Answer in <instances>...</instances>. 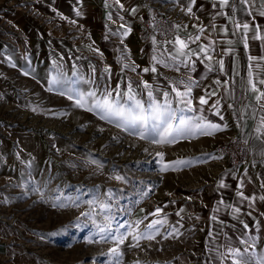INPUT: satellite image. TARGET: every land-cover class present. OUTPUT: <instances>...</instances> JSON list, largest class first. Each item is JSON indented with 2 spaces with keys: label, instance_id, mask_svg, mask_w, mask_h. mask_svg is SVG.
I'll return each instance as SVG.
<instances>
[{
  "label": "rangeland",
  "instance_id": "1",
  "mask_svg": "<svg viewBox=\"0 0 264 264\" xmlns=\"http://www.w3.org/2000/svg\"><path fill=\"white\" fill-rule=\"evenodd\" d=\"M114 9L110 0L107 6L105 0H0V264H117L107 254L111 242L99 241L93 223L109 214L113 229L139 218L143 230L166 218L155 240L129 247V236L119 264H208L205 250L194 247L198 212L188 197L217 174L211 161L219 157L220 141L199 135L153 144L76 107L61 95L64 89L47 88L49 78L62 73L72 87L97 96L119 84L127 99L125 82L133 71L125 65L138 71L136 55L144 49L137 36L141 19L126 20ZM133 88L147 108V92L138 82ZM158 151L166 162L191 163L162 171ZM157 206L163 212L144 219ZM173 226L181 235L164 238ZM90 233L92 242L85 240Z\"/></svg>",
  "mask_w": 264,
  "mask_h": 264
},
{
  "label": "crops",
  "instance_id": "2",
  "mask_svg": "<svg viewBox=\"0 0 264 264\" xmlns=\"http://www.w3.org/2000/svg\"><path fill=\"white\" fill-rule=\"evenodd\" d=\"M233 2L237 4L235 12L231 7L220 8L219 0H195V4L192 5V14H190L182 10L176 0H121V3L124 4L123 9L115 4V0H110L111 6H115L114 11L126 16V20L130 16H135V19L140 20L150 14L163 15L159 11L166 9L165 16L181 25L177 29V35L186 41L188 36L195 37V35L200 34L199 29L194 27L195 25L204 26V33L200 36V40L195 41V43L189 42L190 48L197 49L201 42L209 44L214 41L215 50L212 51V55L215 59L211 61L213 64L211 70L207 67L208 62L206 58H203V54L201 57H192L196 63L194 65L195 71L190 74L197 81L192 91L193 104L197 109H200L198 97L207 94L209 102L202 106V114L208 120L221 125L226 124L227 127H222L212 135L205 136L209 137L211 142H216L222 141L230 134H240L249 143L253 158L250 163L241 165L238 169H232L225 156L216 154L219 157L212 160L211 164H216L217 174L210 182L203 181L200 184L203 187L196 186L194 195L191 196L190 200L195 204V213L198 212L196 229L193 231L194 233L197 232L194 247L205 250V261L208 264H220L216 250L224 251L222 247H219L226 243L224 233H227L228 240L234 246L240 247L242 250L245 245H241L239 240L244 233L257 237L254 250L258 253H264V215H262L264 213V200L260 199L261 196H264V187H262L264 184V154H262L264 153V132L256 131L260 126V119L264 116V111L260 110L253 93L246 87L248 55L264 56V39L255 38L256 25L260 26L261 35L264 36V16L259 14L261 10L260 0H256L251 14L245 11L246 6H240L239 0H230V3ZM179 3L187 5L189 0H179ZM213 4L217 6L213 7ZM133 8L135 9L134 12L132 11ZM223 13L228 15H223ZM229 17H233V19H229ZM233 20H238L241 24L249 23L247 49L244 47V32L242 29L235 28ZM185 25H187L186 28ZM225 27L228 29L227 32L223 31ZM142 46L144 48L141 50L142 53L136 55L139 61L136 64L138 71L128 74V80L131 79L133 84L138 82L142 87V82L148 81L153 86L156 98L163 101L164 96L161 89L170 91L171 86L168 81L185 78L192 65L189 64L188 67H185L179 62L171 61L169 53L173 52L175 45L170 49L157 48L149 44H142ZM225 48H231L233 51L225 54L222 51ZM173 54L175 53L173 52ZM130 56L132 55L130 54ZM153 56L156 57L155 61ZM221 57L224 60L223 72L218 70V61ZM161 58L168 60L169 63H175L180 71L177 72L174 67H167L160 63ZM252 63L261 66L253 69L254 76L257 74L264 76V61L257 60L252 61ZM153 66L156 67L155 72L151 70ZM145 68H148L149 71H143ZM123 71L127 73L126 69ZM126 73H124L125 81L127 80ZM217 78L221 81L227 80L229 83L217 85ZM127 83L125 82V90ZM180 87L182 88L183 85ZM260 87H264V85ZM142 89L148 91L144 87ZM212 91L216 92L215 96L211 95ZM170 94L174 98L173 105L175 107L178 106L180 111H184L183 113L186 115H194L192 110L177 105L175 94L171 92ZM217 100H220V104L217 105L220 115H217L216 109L212 107ZM260 103H264V101ZM198 150L199 148L196 151ZM220 180L224 181V186L219 184ZM240 191H243L246 196L255 193V201L244 200L241 203L242 198L238 196ZM232 205L240 207L241 212L233 215ZM213 216L218 217V219H212ZM244 223L249 225L248 229L244 228ZM210 231L213 233L212 236H209ZM251 243L250 241L249 246ZM200 251L202 254V250ZM246 255H250V252ZM226 264H231V261H227Z\"/></svg>",
  "mask_w": 264,
  "mask_h": 264
},
{
  "label": "snow or ice",
  "instance_id": "3",
  "mask_svg": "<svg viewBox=\"0 0 264 264\" xmlns=\"http://www.w3.org/2000/svg\"><path fill=\"white\" fill-rule=\"evenodd\" d=\"M177 4L181 7L182 10L187 13L192 14V5L195 4V0H189L187 5L180 4L179 0H176ZM115 4L119 6V8L123 9L124 4L121 3V0H115ZM240 6H246L245 11L249 14L252 12L253 6L256 4V0H239ZM105 5L107 6V0H105ZM216 4H213V7H216ZM219 7H231L233 12L237 10L236 3H230V0H219ZM260 15L264 16V0H260ZM134 12L135 9L133 8ZM59 16L63 17L62 13H58ZM77 15H81L80 11L77 9ZM223 15H228L227 13H223ZM109 19H111V13H109ZM229 19H233V17H229ZM236 29H242L244 32V47L248 48V38L247 32L249 29V23L244 22L241 24L238 20H233ZM75 23V21H73ZM175 28L179 29L181 25H174ZM185 28L187 25L184 26ZM199 29V33L193 36H188L187 41L177 35L173 41L175 45L173 52L169 53V57L173 62H179L183 64L185 67H188L189 64L192 65L189 68L188 73L185 78H180L178 80H169L168 84L171 86L170 91L166 89H161L162 94L164 96V100L160 101L156 98L153 92V86L148 81H143L144 89H147V95L149 97L150 103L145 107V103L137 99V93L133 89V82L131 79L128 80L127 88H126V97L124 99V94L120 91L119 84L116 85L115 89L109 90L107 87L104 92L97 96L96 91L89 90L87 93L80 91L79 89L72 87L71 84L74 81L66 79V77L62 73H57L55 76L49 78L47 82V88L49 91L64 89L61 92V95L67 96L69 101H74L75 106L81 109H87L89 112H93L99 116V118L103 121H107L109 124H115L117 128L122 129L123 131L129 133V135H133L138 137L141 140H150L153 144H174L178 139L185 138H193L199 135H212L214 132L220 130L222 127L226 128L227 125H221L218 123H214L211 120H208L203 113V105L208 104L207 94L200 95L198 97L201 108L197 109L193 104L192 91L193 87L196 86L197 81L195 77L191 76V72L195 71V63L196 61L192 59L193 56L201 57L203 54V58H206L207 67L211 70L213 68V64L211 61L215 59L212 55V51H214V41L209 44L200 43L197 49H193L189 47V42L195 43V41L200 40V36L204 33V26L195 25ZM215 27V25H213ZM131 29L123 32L124 36L128 35V32ZM223 31L227 32L228 29L225 27ZM256 39H264V36L261 35L260 26L256 25ZM153 42L155 43V37H153ZM231 43V41H229ZM99 52V49H96ZM225 54L233 51L231 48H225L222 50ZM183 58V59H181ZM153 60H156V57L153 56ZM264 61V56H252L248 55V78L246 87L251 90L253 93L254 99L259 104V108L261 111H264V103H260L264 101V87H260L264 85V76L256 75L254 76V68H260V64H253L252 61ZM9 62H11V57H9ZM55 63V61H53ZM160 63L164 64L167 67H174L175 71L179 72L180 68L176 66L175 63H169L168 60L161 58ZM219 63V71H224V60L221 57L218 61ZM15 66V65H13ZM125 67L130 68V70L135 71L134 64H126ZM109 68H106V71ZM153 72L156 71V67L153 66L151 69ZM24 75H29L27 71L23 68L20 69ZM73 76L79 75L75 65L73 66ZM143 71H149L148 68L143 69ZM229 81H221L219 78L216 79V84H228ZM66 84L68 85L66 87ZM183 85L181 88L180 86ZM227 91V89H225ZM170 92L175 94V103L177 105H182L184 108L192 110L193 116H177L175 110L171 107L173 104V99L170 98ZM212 96L216 95L215 91L211 92ZM220 104V100H217L215 104L212 105L213 108L216 109L217 115H220V112L217 108V105ZM232 107V105H230ZM35 111V109H33ZM150 110V111H149ZM61 115H65V113H61ZM100 131H103L101 128ZM257 132H264V116L260 119V126L256 129ZM134 146V145H133ZM144 151H148L147 148ZM264 154V153H262ZM19 155V153H17ZM158 157L161 158L162 171H167L170 166L181 165L184 163H191V161H182L177 160L173 162L164 161L163 157L165 153L163 151H158L156 153ZM91 163L95 164L96 161H91ZM114 178L118 181H123L125 178L122 175L115 174ZM219 184L224 186V181L220 180ZM264 187V184H262ZM39 191V188L35 189ZM112 189H109L108 195L111 196ZM147 195V193H145ZM171 195V193H169ZM238 196L242 198L241 203L244 200H248L254 202L256 199L255 193L250 196H246L243 191L238 192ZM41 198H43V194L41 193ZM191 199V197H188ZM261 200H264V196L260 197ZM175 203V201H172ZM89 205L93 204L94 201H88ZM60 207H65V204L59 205ZM75 206V205H74ZM102 209L110 208V205L107 203H101L99 205ZM251 206V205H250ZM53 207H57V204H53ZM232 214L241 212V208L236 205H232ZM182 210V209H181ZM143 211V210H142ZM163 212V208L157 206L151 212H147L144 219H147L148 216H156ZM179 215V213H177ZM251 214V213H249ZM81 216H89L93 215L91 212L80 214ZM264 215V213H262ZM212 219H218V217L213 216ZM87 222V221H86ZM93 223L97 229L96 235L99 237L100 242H111L112 246L107 249V254L109 256H113L116 258L117 264H119V259L122 257L123 253L120 250V245L125 243V240L131 236L132 244L129 247H140V241L144 239H148L150 241L156 239V234L160 233L162 223H166V218L161 217L159 219H153L149 221L146 227L141 230V219L137 218L134 221H125V224L120 226L119 228L113 229L112 216L106 215L103 218L102 222H97L93 220ZM244 228L248 229L249 225L244 223ZM123 229V230H121ZM175 235L176 237L180 236L181 233L176 227H171L170 231H166L164 238L172 237ZM213 233L210 231L209 236H212ZM226 237L225 245H221L224 251H217V255L220 260V264H226L227 261H231V264H264V253H258L255 249V240L257 237L249 235L248 233H244V235L239 240L241 245H245L243 250L240 247L234 246L228 240L227 233H224ZM86 241L92 242L94 240L93 234H89V236L85 237ZM252 242L249 246V242ZM251 249V251H250ZM250 252V255H246ZM136 264H140L139 261H136Z\"/></svg>",
  "mask_w": 264,
  "mask_h": 264
},
{
  "label": "built area",
  "instance_id": "4",
  "mask_svg": "<svg viewBox=\"0 0 264 264\" xmlns=\"http://www.w3.org/2000/svg\"><path fill=\"white\" fill-rule=\"evenodd\" d=\"M137 36L142 44L170 49L177 36L176 21L165 15L150 14L140 20ZM155 37V43L153 42ZM216 153L225 156L232 169L252 161L253 155L249 143L241 136L231 135L218 142L215 146Z\"/></svg>",
  "mask_w": 264,
  "mask_h": 264
}]
</instances>
